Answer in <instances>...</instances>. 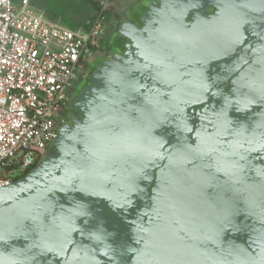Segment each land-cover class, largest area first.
Listing matches in <instances>:
<instances>
[{
	"label": "water",
	"instance_id": "water-1",
	"mask_svg": "<svg viewBox=\"0 0 264 264\" xmlns=\"http://www.w3.org/2000/svg\"><path fill=\"white\" fill-rule=\"evenodd\" d=\"M129 18L78 116L0 188V264H264V0Z\"/></svg>",
	"mask_w": 264,
	"mask_h": 264
},
{
	"label": "built area",
	"instance_id": "built-area-1",
	"mask_svg": "<svg viewBox=\"0 0 264 264\" xmlns=\"http://www.w3.org/2000/svg\"><path fill=\"white\" fill-rule=\"evenodd\" d=\"M98 3L95 16L72 28L31 0H0V188L46 157L74 85L87 78L95 57L105 56L112 2Z\"/></svg>",
	"mask_w": 264,
	"mask_h": 264
},
{
	"label": "rangeland",
	"instance_id": "rangeland-1",
	"mask_svg": "<svg viewBox=\"0 0 264 264\" xmlns=\"http://www.w3.org/2000/svg\"><path fill=\"white\" fill-rule=\"evenodd\" d=\"M15 2L20 0H14ZM90 0H31L37 9L45 10L54 19H61L73 28L82 26L86 20L97 14L99 3ZM106 15V20L109 21Z\"/></svg>",
	"mask_w": 264,
	"mask_h": 264
},
{
	"label": "flooded vegetation",
	"instance_id": "flooded-vegetation-1",
	"mask_svg": "<svg viewBox=\"0 0 264 264\" xmlns=\"http://www.w3.org/2000/svg\"><path fill=\"white\" fill-rule=\"evenodd\" d=\"M149 1H154V0H149ZM143 2H144V0H142L140 2H135V3H132V4L128 5L129 12H130V14H128V15H125V13L124 14L122 13L123 12V8L122 7L120 9H118V10H115L113 8L114 4L112 3L111 9H110V11L107 14L110 19H109V21L106 20L107 21L106 22V35L107 36H106V54H105V56L110 57V54L112 53V49H113L114 43L116 42L115 40H119L120 39V34H119L120 28L122 26H124L126 22L130 21L129 16L133 15V13H135V11H136L137 7L139 6V4H142ZM125 41L127 42V40H125ZM88 83H89V81L87 80V78H81L74 85V87H73V89L71 91V94H70V101H69L70 108H68L67 110L64 111V114H65V116L67 118H68L69 115L78 116V113H76L75 111H73L71 109V105L73 103L72 101L74 100V98L77 95V93L80 92V89L82 90L84 87H86L88 85ZM66 121H69V119H67Z\"/></svg>",
	"mask_w": 264,
	"mask_h": 264
},
{
	"label": "crops",
	"instance_id": "crops-1",
	"mask_svg": "<svg viewBox=\"0 0 264 264\" xmlns=\"http://www.w3.org/2000/svg\"><path fill=\"white\" fill-rule=\"evenodd\" d=\"M14 1V0H13ZM86 1V0H85ZM98 1L99 0H90L89 2H90V4H93V3H95V2H97L98 3ZM114 5V9L115 10H118V9H120L121 7L123 8L124 6H128V5H130V4H132V3H135V2H140V1H142V0H110ZM15 2V1H14ZM21 2V0L20 1H17V2H15V3H20ZM31 6L34 8V9H37V8H35L34 6H33V4H32V2H31ZM99 6V5H98ZM37 10H39V11H43L44 13H46V15L48 16V17H50V18H52V19H54L53 17H51L45 10H41V9H37ZM99 10V9H98ZM90 18H92V17H90ZM89 18V19H90ZM88 19V20H89ZM87 21V20H86ZM85 21V22H86ZM65 23V22H64ZM66 24V23H65ZM69 26V25H68ZM73 28V27H72Z\"/></svg>",
	"mask_w": 264,
	"mask_h": 264
},
{
	"label": "trees",
	"instance_id": "trees-1",
	"mask_svg": "<svg viewBox=\"0 0 264 264\" xmlns=\"http://www.w3.org/2000/svg\"><path fill=\"white\" fill-rule=\"evenodd\" d=\"M99 11V10H98Z\"/></svg>",
	"mask_w": 264,
	"mask_h": 264
}]
</instances>
